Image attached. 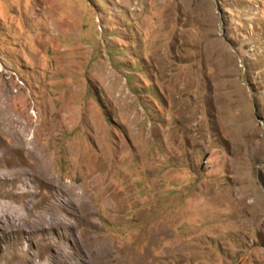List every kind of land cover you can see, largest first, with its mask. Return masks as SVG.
Masks as SVG:
<instances>
[{
  "label": "rangeland",
  "instance_id": "obj_1",
  "mask_svg": "<svg viewBox=\"0 0 264 264\" xmlns=\"http://www.w3.org/2000/svg\"><path fill=\"white\" fill-rule=\"evenodd\" d=\"M0 264H264V0H0Z\"/></svg>",
  "mask_w": 264,
  "mask_h": 264
},
{
  "label": "bare ground",
  "instance_id": "obj_2",
  "mask_svg": "<svg viewBox=\"0 0 264 264\" xmlns=\"http://www.w3.org/2000/svg\"><path fill=\"white\" fill-rule=\"evenodd\" d=\"M3 122H4V121H3ZM3 122H2V123H3ZM9 125L11 126V123H9ZM5 126H6V125H5ZM7 127H8V126H7ZM21 132L23 133L22 129H21Z\"/></svg>",
  "mask_w": 264,
  "mask_h": 264
}]
</instances>
